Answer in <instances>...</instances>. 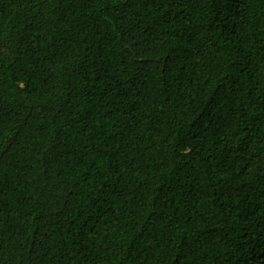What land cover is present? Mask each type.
Wrapping results in <instances>:
<instances>
[{"label":"trees","instance_id":"trees-1","mask_svg":"<svg viewBox=\"0 0 264 264\" xmlns=\"http://www.w3.org/2000/svg\"><path fill=\"white\" fill-rule=\"evenodd\" d=\"M0 264H264V0H0Z\"/></svg>","mask_w":264,"mask_h":264}]
</instances>
